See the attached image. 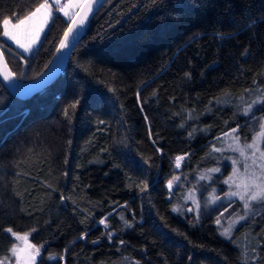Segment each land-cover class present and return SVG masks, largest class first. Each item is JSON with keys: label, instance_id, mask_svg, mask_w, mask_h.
Instances as JSON below:
<instances>
[{"label": "trees", "instance_id": "obj_1", "mask_svg": "<svg viewBox=\"0 0 264 264\" xmlns=\"http://www.w3.org/2000/svg\"><path fill=\"white\" fill-rule=\"evenodd\" d=\"M42 2L0 0V46L25 82L48 67L70 18L53 13L28 55L3 38V20ZM173 57L150 82L136 76ZM259 120L264 0H106L50 85L18 99L0 80V260L11 228L31 234L36 264H264V208L223 220L227 195L210 194ZM207 194L208 209L197 203Z\"/></svg>", "mask_w": 264, "mask_h": 264}, {"label": "rangeland", "instance_id": "obj_2", "mask_svg": "<svg viewBox=\"0 0 264 264\" xmlns=\"http://www.w3.org/2000/svg\"><path fill=\"white\" fill-rule=\"evenodd\" d=\"M48 2L51 4L52 0H48ZM42 3H44V2H42ZM60 3H61V5L69 4V3L75 4V3H77V0H60ZM39 5L37 7H39ZM77 9L78 8H76V7L69 8L68 11L70 13V16H65L63 12L58 11V6H56V5H54L52 7L51 11H52V16H53V13L54 14H61L64 18L69 19L70 17H72L74 15V13L77 11ZM33 11H35V10H33ZM16 23L17 22L11 21V24L9 25V29L13 30L12 25H14ZM3 31H4V27H3ZM15 31L17 32L18 38L21 40L22 43L28 44L31 41L32 33L28 30L27 26L23 27L22 29L15 30ZM43 32H44V30L40 33L39 38L36 40V42L32 43L30 45V48L28 51H25L23 48H20L15 43V41L11 40L10 38H8L4 35H2V36L17 51H19V53L24 54V55H28L29 53H31L34 49H36L39 46V44L42 40ZM163 62L164 61L162 58H158L156 60H153V61L147 63L146 65H144L142 68H140L136 72V76L139 79L145 80L148 83L152 79H154L156 76L161 75V74H165V73H167V71L174 69L175 65H176V58L173 57L172 60L169 62V64L166 66L163 64ZM40 76H38L36 79H38ZM36 79H34V80H36ZM29 82H31V81H29ZM261 124L262 123L259 120V122L254 124V126H253L255 128L257 127L256 128L257 132H256L255 128H253V130H252V132L255 131V134L252 137V142H253V138L256 137L257 142L259 144L260 151H255V149H249V148L245 147L247 144H250L252 142H250V143L247 142V143H244L243 145H239V144L237 145L235 143H233V145L231 144V146L229 147V155L231 156V159L229 158L230 159L229 162L228 163L226 162L227 167L229 168V170H228L229 176H227L226 178L221 180V184H222V188L220 189L221 192L215 191V193H210L211 196L213 198H215L216 201L220 200L221 198H224L227 195V199L225 200L227 203H224L223 205L220 206L219 209L216 210L218 216L221 217L223 220H225V219L232 220V219L236 218L237 221H240L241 217H243V215L245 213L254 212V210H258L256 208L254 209L253 206L258 205L259 209L264 208V199H257V200H250L249 199L251 194L253 192L257 191V187H256L257 185L264 186V159H262L260 156V153L264 152V138L260 137V135H259L260 132L262 131ZM238 148H244V151H245L244 156L240 155V152L237 150ZM253 153H255V155H253ZM233 161H236V163L233 164ZM253 161H255V163H253ZM175 166H176V164H175ZM234 169L236 170L235 172H234ZM222 172H223V168L221 167L217 173L221 175ZM230 176L232 177L231 180H229ZM223 185H224V187H223ZM237 185H240L241 187L238 188ZM244 185H248L247 191H245ZM233 192H239V193L243 194L245 197L244 201L241 200L239 196L231 195V193H233ZM209 197H210L209 194L204 195V196L202 195L200 197V199H198L197 203L201 204V207L208 209L209 205L212 203V201L209 199ZM228 201L230 203H228ZM245 203L248 204L247 208L244 207ZM7 233L13 239V241H14L13 245H15L18 248L26 247L25 242L23 240H17L16 237H14L11 233H9V232H7ZM17 234H19L20 236H23L24 234H28V243L31 244V241H30L31 234L30 233H17ZM13 245H12V247H13ZM39 255L36 256V258H35V264H36V261H37ZM24 256H25V253H21L22 264H23V257ZM3 261H4V264H16V257L13 256L12 252L10 251L8 259L7 260L4 259Z\"/></svg>", "mask_w": 264, "mask_h": 264}, {"label": "snow or ice", "instance_id": "obj_3", "mask_svg": "<svg viewBox=\"0 0 264 264\" xmlns=\"http://www.w3.org/2000/svg\"><path fill=\"white\" fill-rule=\"evenodd\" d=\"M56 5L58 6V11H61L64 13L65 16H70V13L68 11L69 8H79L84 11V16H87L88 11L92 10V3L89 2V0H77V3H69V4H64L61 5L60 0H52V3L50 4L48 0H44V3H41L39 7L35 9V11L31 12L28 16L24 17L23 19H17V23L12 25V29H9V25L11 24L10 19H4L3 20V35L10 38L11 40L15 41V43L20 47L23 48L25 51H28L30 48V45L32 43H35L36 40L39 38L40 33L44 30L45 26L48 24L49 19L52 17V7ZM76 15H80V13H76ZM71 18V17H70ZM81 23L83 22V19L80 21ZM76 24V20L73 18V26ZM27 26L28 30L32 33V39L28 44L22 43L21 40L18 38L17 32L15 30L22 29L23 27ZM72 31V27H69L68 32H65V37H67L68 33ZM63 45V41L61 42ZM3 57V52L0 51V58ZM5 78L7 79L8 76L6 75ZM251 106L249 110L245 111V115L248 114V111H250ZM67 115V112L65 113ZM262 131L260 132V137L264 138V124L261 125ZM236 129H233V132H235ZM191 135V133L189 134ZM225 135H228V133H225ZM219 139V138H218ZM236 141H239V137H234ZM246 148L249 149H255V151H260L259 144L257 142V138H253V142L250 144H247L245 146ZM214 150H219V149H214ZM240 152L241 156L245 155L244 148H238L237 149ZM159 151V149H158ZM255 155V153H253ZM260 156L262 159H264V152L260 153ZM183 159V157L178 156L176 157V167L180 166V161ZM236 161H233V164H235ZM255 163V161H253ZM210 171L213 172H218V168L210 169ZM236 170L234 169V172ZM175 179V178H174ZM232 177H229V180H231ZM227 182V181H226ZM169 188L172 187V181H168ZM148 185L145 183L144 188L146 189ZM237 187H241L240 185H237ZM257 191L253 192L251 196L249 197L250 200H257V199H264V186L257 185ZM245 191L248 189V185H244ZM233 196H239L241 200H244V195L239 193V192H233L231 193ZM245 208L248 207V204L245 203L244 205ZM176 211V209H173ZM244 217H241L243 219ZM101 223H104V220L100 221ZM127 223V221H125ZM217 224L220 223L219 219L216 221ZM7 232L11 233L14 237H16L17 240H23L25 242L26 247L24 248H18L15 245L11 248L12 255L16 257V264H22V257L21 253H25V256L23 257V264H35V258L40 254V248H37L35 245H32L28 243V234H24L23 236H20L19 234L15 233L12 231L11 228L6 230ZM34 231V230H33ZM224 235L226 238L231 237V226L229 228H225L223 232L221 233ZM95 243V241H94ZM8 257H5V260H7ZM0 264H4L3 260H0Z\"/></svg>", "mask_w": 264, "mask_h": 264}, {"label": "water", "instance_id": "obj_4", "mask_svg": "<svg viewBox=\"0 0 264 264\" xmlns=\"http://www.w3.org/2000/svg\"><path fill=\"white\" fill-rule=\"evenodd\" d=\"M105 1L106 0H89V2L92 3V10L88 11L86 17L84 16V11H86V9H77L67 24L50 64L38 79L31 82L18 79L10 70L3 54V57L0 58V80L15 98H30L50 85L63 72L67 65L68 58L83 35L88 22ZM78 12L80 15H76ZM73 18L76 20L74 26ZM81 19H83L82 23L80 22ZM69 27H72V31L65 37V32H68ZM62 41L63 45L61 44ZM0 51H2L1 46ZM6 75L8 76L7 79L5 78Z\"/></svg>", "mask_w": 264, "mask_h": 264}, {"label": "crops", "instance_id": "obj_5", "mask_svg": "<svg viewBox=\"0 0 264 264\" xmlns=\"http://www.w3.org/2000/svg\"><path fill=\"white\" fill-rule=\"evenodd\" d=\"M51 19H52V17L49 19V22H48V24L46 25V27H45V29H44V32H43V34L45 33V31L47 30V28H48V26H49V24H50V22H51ZM43 34H42V36H43Z\"/></svg>", "mask_w": 264, "mask_h": 264}]
</instances>
